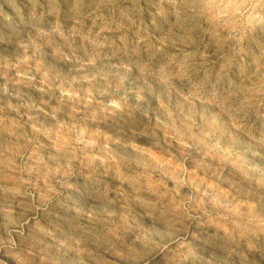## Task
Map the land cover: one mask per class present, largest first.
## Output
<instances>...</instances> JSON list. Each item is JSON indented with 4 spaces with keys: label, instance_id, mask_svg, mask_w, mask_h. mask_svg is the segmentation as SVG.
<instances>
[{
    "label": "clouds",
    "instance_id": "1",
    "mask_svg": "<svg viewBox=\"0 0 264 264\" xmlns=\"http://www.w3.org/2000/svg\"><path fill=\"white\" fill-rule=\"evenodd\" d=\"M0 264H264V0H0Z\"/></svg>",
    "mask_w": 264,
    "mask_h": 264
}]
</instances>
